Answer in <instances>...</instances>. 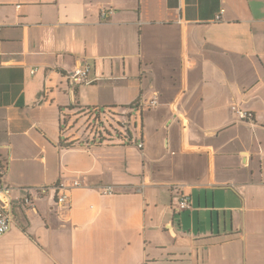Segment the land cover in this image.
<instances>
[{
    "label": "crops",
    "instance_id": "obj_1",
    "mask_svg": "<svg viewBox=\"0 0 264 264\" xmlns=\"http://www.w3.org/2000/svg\"><path fill=\"white\" fill-rule=\"evenodd\" d=\"M0 180V264H264V0H0Z\"/></svg>",
    "mask_w": 264,
    "mask_h": 264
},
{
    "label": "built area",
    "instance_id": "obj_2",
    "mask_svg": "<svg viewBox=\"0 0 264 264\" xmlns=\"http://www.w3.org/2000/svg\"><path fill=\"white\" fill-rule=\"evenodd\" d=\"M109 12L103 11L101 13L102 18H106L108 16ZM37 71V68L32 70V73ZM89 71V66L85 65L84 67H77L69 74V78L72 82H92V80H88L87 74ZM158 104V98L154 97L150 102L148 103H141L139 104V107H155ZM235 112L239 116L240 119H247V113L237 107H234ZM125 127V124H123ZM139 147H143V144L140 143ZM82 185V183L79 180H75L72 184H65L63 182L58 183L53 186H41L37 190L40 193H48L49 191L55 193V199L56 202L59 205H66L69 204L71 200L70 192L73 189V187H77ZM104 193L111 194L113 193V187L109 186L106 187L104 190ZM173 205L177 210H186L191 207V199L190 196L184 192V191H178L177 195L173 199ZM25 201L27 203H31L30 198H26ZM11 207H12V189L11 187L4 185L1 183L0 180V236L3 235L5 232H7L12 223V214H11Z\"/></svg>",
    "mask_w": 264,
    "mask_h": 264
},
{
    "label": "trees",
    "instance_id": "obj_3",
    "mask_svg": "<svg viewBox=\"0 0 264 264\" xmlns=\"http://www.w3.org/2000/svg\"><path fill=\"white\" fill-rule=\"evenodd\" d=\"M114 107L84 109L80 112L87 121L86 124L92 126L94 133V142L110 141L116 137L119 140L125 141L131 139L129 129L118 121L116 110ZM117 125V126H116ZM122 128V129H121ZM89 130V128H87Z\"/></svg>",
    "mask_w": 264,
    "mask_h": 264
},
{
    "label": "rangeland",
    "instance_id": "obj_4",
    "mask_svg": "<svg viewBox=\"0 0 264 264\" xmlns=\"http://www.w3.org/2000/svg\"><path fill=\"white\" fill-rule=\"evenodd\" d=\"M122 116H125L126 117V119H127V121H130L131 122V120L132 121H134L135 120V116L133 115L132 117H129L126 113H124V114H121ZM123 117H120V119H122ZM120 122V121H119ZM122 123V122H121ZM85 125H86V121H79L78 123H76L75 124V126H76V130H78V129H81L82 127H85ZM117 126V125H116ZM122 129V128H121Z\"/></svg>",
    "mask_w": 264,
    "mask_h": 264
}]
</instances>
